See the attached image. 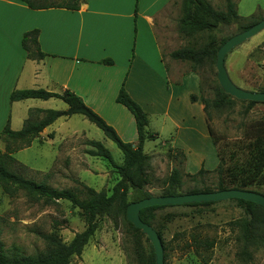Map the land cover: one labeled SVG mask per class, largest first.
<instances>
[{"label": "rangeland", "instance_id": "1", "mask_svg": "<svg viewBox=\"0 0 264 264\" xmlns=\"http://www.w3.org/2000/svg\"><path fill=\"white\" fill-rule=\"evenodd\" d=\"M59 1L75 0L38 2ZM205 1L216 10L226 8V0ZM33 2L37 3V1ZM174 3L176 5L171 10L166 30L157 31L158 41L165 57L179 47L192 44L201 46L209 39L219 41L239 32L236 24H230L220 26L213 32H203L189 38L182 37L178 32V20L182 15L183 1ZM257 11L264 16V6L255 10ZM246 12L248 11L242 7L238 11L239 15L246 17L254 13L244 15ZM169 58L172 59L170 56ZM175 61L180 74L191 71L189 62ZM224 66L231 81L238 87L249 91L264 88V29L230 50L225 56ZM193 73L198 79L200 102L202 103V99L218 98L216 87L219 84L216 79L215 64L206 63ZM164 85L167 87L170 84L162 83L161 98H164L161 100V107L166 106V97L170 90L169 87L168 91H164ZM190 87H193L192 81L186 78L184 85L174 86V93L181 96L182 91ZM58 105L66 108L62 100L58 101ZM207 116L208 125L217 145L222 149H230L232 143L243 140L244 133L254 121L264 123V104H255L247 109L246 102L233 99L231 105L221 109L209 105ZM148 119V130L158 132V138L148 140L144 146V152L149 157L146 170L150 179L144 192L158 196L164 179L173 167L180 171L182 192L192 188L213 187L217 181L215 173H205L198 178H191L189 174H194L198 170L197 166L202 156L205 158L204 168H211V164L214 163V155L212 156L214 143L211 145L208 140L195 135L194 145L184 151L188 160L186 165L185 155L182 157L172 152L173 156H169V145L174 144V132L168 129L170 123L164 121L162 117L153 115H148ZM48 129L50 132L54 130V135L49 134L43 138L45 140L43 141L42 138H37L38 134L36 137L38 140L34 138L31 146L13 154L15 159L26 167L21 170L22 173L56 189L70 188L77 191L80 189V183H83L110 195L113 186L119 180V175L106 159L87 154L86 150L90 146L86 145L85 141L87 138L101 141L111 152L114 161L120 163L123 156L114 142L106 138L99 128L81 115H73L65 120L64 125L59 129L55 124ZM73 130L84 132L87 138L83 134L69 137L68 134ZM128 135L129 132L126 130L124 136ZM3 149L4 143L0 140V151ZM214 149L216 152V145ZM249 188L264 195V182ZM140 196L139 192L128 189L125 199L126 202H131ZM260 214L264 216L263 213ZM244 216V211L232 200L219 201L210 206H174L157 211L153 224L159 230L161 241L166 247L167 258L163 260L164 264H264V233L257 245H249L246 253L244 252L242 231L236 223ZM97 223V230L82 253L74 256L69 264H138L133 249L137 239L144 249H148L145 235L135 233L117 210L110 215L100 216ZM84 228L85 220L79 210L66 200L44 203L29 198L21 190L9 196L0 187V230L6 250L17 249L27 255L33 254L45 248L43 234L54 231L63 242H69ZM180 233L184 235L179 236ZM189 235L206 238L212 241L213 246L208 250L199 248V252L193 247L187 249L185 240L189 239Z\"/></svg>", "mask_w": 264, "mask_h": 264}, {"label": "crops", "instance_id": "2", "mask_svg": "<svg viewBox=\"0 0 264 264\" xmlns=\"http://www.w3.org/2000/svg\"><path fill=\"white\" fill-rule=\"evenodd\" d=\"M175 1L181 0H75L30 8L19 0H0V132L7 122L10 129H21L30 113L32 117H41L39 110L67 108L60 107V99L53 97L10 102L11 91L68 90L112 125L123 141L134 144L137 141L134 118L115 102L123 83L149 116L162 117L170 123L168 129L174 132L171 148L184 154L194 145L195 135L212 145L196 75L191 71L180 74L176 61L164 56L158 41L157 31L166 30ZM263 1L235 0L237 14L240 7L248 11L244 15L262 9ZM32 29L39 31V47L46 54L39 60L28 58L21 46L22 35ZM104 59H110L112 64L102 63ZM186 78L193 87L185 88L181 96L176 95L174 86L184 85ZM162 83L170 84L163 87L164 91L170 87L165 107L160 106L164 98H161ZM190 95L198 97L191 101ZM72 116L57 118L37 138L45 141L44 137L55 133L48 131L49 126L55 124L59 129ZM150 132L158 138V132ZM81 134L85 136L84 132L73 130L68 136ZM212 146L211 168H204L202 156L198 169L212 170L217 165Z\"/></svg>", "mask_w": 264, "mask_h": 264}, {"label": "trees", "instance_id": "3", "mask_svg": "<svg viewBox=\"0 0 264 264\" xmlns=\"http://www.w3.org/2000/svg\"><path fill=\"white\" fill-rule=\"evenodd\" d=\"M27 4L30 8L54 6L55 3L38 2L40 0H19ZM33 1H37L36 4ZM182 15L178 20V32L182 37L189 38L203 32L216 31L220 26L236 24L239 32L247 29L256 23L263 16L259 11L243 17L237 14L236 3L232 0H226L225 10H216L205 0H182ZM76 6H72L75 8ZM37 29L25 32L21 38V46L26 52L28 58L39 60L46 54L40 50L38 43ZM230 37V36H229ZM229 37L222 38L219 41L209 39L201 46L187 45L179 47L169 56L179 61L190 63L191 72H197L199 68L206 63L215 64L217 51L219 47ZM104 64H112L110 59L101 61ZM218 82V81H217ZM219 84V83H218ZM253 90V89H252ZM255 91H264V88ZM218 98L213 100L202 99L203 109L207 116L209 105L216 109H221L232 104L233 99L229 98L223 92L220 85L216 87ZM58 98L62 100L67 108L64 110H39L41 117L33 118L30 116L24 121L19 130L10 129L8 122L0 132V140L4 143V149L0 151V187L2 191L9 196L18 191H23L29 198L41 200L44 203H54L57 200H66L72 207L77 208L85 220V228L77 232L69 242H63L56 232L43 234L45 248L33 254H24L17 249L6 250L1 240L0 230V264H69L74 256H79L85 245L97 230V219L103 215H110L114 210L120 212L124 221L130 228L139 234L143 232L135 228L126 219L125 211L130 202H126L125 196L128 189H133L141 196L133 201L151 196L145 193L144 188L149 185L150 179L147 174L146 164L148 155L144 152L146 141L156 137L148 130V114L146 111L129 95L122 83L115 97V102L124 106L133 116L137 134L136 143L123 141L112 125L107 123L97 112L86 105L83 100L71 91L65 90L61 93L46 91L44 89H16L9 95L10 102L29 99V98ZM191 101L197 97L190 95ZM247 109L255 104H264V102L245 101ZM78 114L83 116L90 123L99 128L104 136L114 142L122 153V161L116 163L111 152L102 144L101 141L87 139L85 144L90 146L86 153L90 156H98L106 159L119 175V180L112 188V193L107 195L104 191H97L83 183H80V189H56L45 182L36 181L26 177L22 169L26 168L19 163L13 154L23 148L29 147L37 135L57 118ZM209 134L214 145H216V155L218 163L212 170L199 168L194 174H189L191 178L201 177L205 173L213 172L217 181L213 187H202L186 189L182 192L181 175L178 168L173 167L163 181V185L157 195H178L182 193L212 192L226 189H238L253 191L249 187L260 185L264 182V123L254 121L243 135V140L232 143L230 149H222L217 145V141L208 125ZM230 146V145H229ZM169 156L173 153L182 155V151L176 148H168ZM256 192V191H254ZM258 193V192H257ZM263 195V194H262ZM236 204L244 211V217L236 221L242 231L244 252L249 245H257L263 238L264 233V208L253 202L232 198ZM131 201V202H133ZM216 202H197L180 205H153L140 209V219L151 225L158 233L160 232L153 224L156 218V212L167 207H203L210 206ZM257 211H260L258 213ZM180 233L179 236H183ZM185 240V248L193 247L196 252L199 248L208 250L213 246L212 241L206 238H200L196 235H189ZM148 249H144L141 242L137 239L133 254L138 264H155V255L149 239L145 236ZM162 243V241H161ZM163 260L167 258L166 247L163 245Z\"/></svg>", "mask_w": 264, "mask_h": 264}, {"label": "water", "instance_id": "4", "mask_svg": "<svg viewBox=\"0 0 264 264\" xmlns=\"http://www.w3.org/2000/svg\"><path fill=\"white\" fill-rule=\"evenodd\" d=\"M263 29L264 16L256 23L249 26L247 29L230 36L224 41L217 51L215 62L216 79L223 92L226 93L229 98L245 101L264 102V91H249L238 87L231 81L224 66L225 56L230 50ZM232 198L250 201L264 208V195L254 191L226 189L212 192L149 196L130 202L126 207L125 215L127 221L135 228L141 230L143 234L149 239L154 250L155 264H164L161 239L156 230L151 225L143 222L140 219V209L153 205H180L197 202H219Z\"/></svg>", "mask_w": 264, "mask_h": 264}]
</instances>
